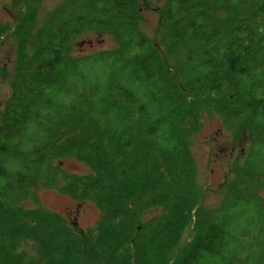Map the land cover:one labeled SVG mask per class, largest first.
Listing matches in <instances>:
<instances>
[{
	"label": "trees",
	"instance_id": "1",
	"mask_svg": "<svg viewBox=\"0 0 264 264\" xmlns=\"http://www.w3.org/2000/svg\"><path fill=\"white\" fill-rule=\"evenodd\" d=\"M138 3L65 0L29 70L11 82L0 128V264H264V0H165L164 53H187L173 70L139 35ZM32 28L24 18L15 31ZM100 31L119 50L76 58L78 39ZM205 116L250 143L215 209L197 205L186 141ZM65 157L91 169L63 191L95 202L93 229L76 233L24 207ZM188 224L193 238L168 260Z\"/></svg>",
	"mask_w": 264,
	"mask_h": 264
},
{
	"label": "rangeland",
	"instance_id": "2",
	"mask_svg": "<svg viewBox=\"0 0 264 264\" xmlns=\"http://www.w3.org/2000/svg\"><path fill=\"white\" fill-rule=\"evenodd\" d=\"M65 0H0V128L3 126V112L11 92L13 79L29 70L31 57L38 48L37 38L43 30L44 23L54 11L61 9ZM165 0H139L137 9V29L141 36L151 41L167 60L168 66L185 63L186 52H181L172 59L164 53L163 40L169 34V25L164 20ZM80 8L74 9V14ZM70 13H65L68 17ZM24 18L32 20L33 28L28 34L18 33L15 26ZM225 17H220V24ZM119 47L113 38L103 31L89 32L78 39L74 56L94 58L101 57L103 52L118 51ZM78 131L79 128L76 127ZM187 149L193 167V185L197 205L203 209H215L222 201L225 193L234 182L236 174L243 166L250 149L247 134L240 138L234 137L223 125L219 117L205 116L202 127L197 133L187 136ZM108 146L113 145V136L107 140ZM59 173L52 183H41L32 192L24 207L40 209L56 215L78 233L81 230L93 229L100 220V213L95 202L78 199L63 191L72 176H85L91 173L88 165L74 157L57 159L54 162ZM261 194L264 197V187ZM141 215V219H150L160 209L153 208ZM196 228L188 224L176 240L175 247L167 255L173 260L179 250L188 245ZM33 253L31 252L30 255Z\"/></svg>",
	"mask_w": 264,
	"mask_h": 264
}]
</instances>
